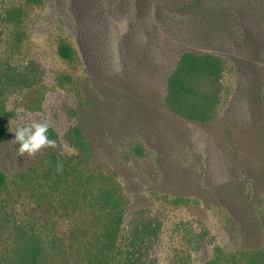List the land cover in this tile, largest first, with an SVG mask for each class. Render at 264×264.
I'll list each match as a JSON object with an SVG mask.
<instances>
[{
	"label": "rangeland",
	"instance_id": "374dc122",
	"mask_svg": "<svg viewBox=\"0 0 264 264\" xmlns=\"http://www.w3.org/2000/svg\"><path fill=\"white\" fill-rule=\"evenodd\" d=\"M186 55L217 62L204 121L170 108ZM0 116V264H264V0H0ZM45 120L55 145L18 153Z\"/></svg>",
	"mask_w": 264,
	"mask_h": 264
},
{
	"label": "trees",
	"instance_id": "16d2710c",
	"mask_svg": "<svg viewBox=\"0 0 264 264\" xmlns=\"http://www.w3.org/2000/svg\"><path fill=\"white\" fill-rule=\"evenodd\" d=\"M37 2L38 0H32ZM59 55L63 59H69L71 49L68 45H60L58 49ZM217 71V62L208 56L197 57L186 55L183 57L181 64L177 70L171 75L169 81L170 90V108L176 113L181 114L189 120H205V111L203 103L198 99L197 86L202 81V77L215 78ZM196 100V103H194ZM6 121L0 116V133L5 131ZM76 146L82 148L85 145V139L79 129H73ZM52 136V133H50ZM48 161L62 163L56 154H45ZM97 182L95 198L91 202L95 209L101 211L103 218L107 220L104 227L105 237L113 240L115 234L120 229L122 218L124 217V200L119 192L117 184L112 177L107 174H98L97 176H89V180L84 182L87 186L88 181ZM4 183V175L0 174V187ZM83 185V184H82ZM94 194V192L92 193Z\"/></svg>",
	"mask_w": 264,
	"mask_h": 264
},
{
	"label": "clouds",
	"instance_id": "9594fccd",
	"mask_svg": "<svg viewBox=\"0 0 264 264\" xmlns=\"http://www.w3.org/2000/svg\"><path fill=\"white\" fill-rule=\"evenodd\" d=\"M48 128L49 123L46 120L18 127L14 132V141L19 145L18 153L31 156L46 146H54L55 141L47 135ZM61 168L62 163H58L57 170Z\"/></svg>",
	"mask_w": 264,
	"mask_h": 264
}]
</instances>
